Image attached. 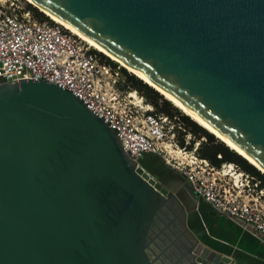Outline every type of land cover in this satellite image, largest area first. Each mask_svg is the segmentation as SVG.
I'll list each match as a JSON object with an SVG mask.
<instances>
[{"label": "water", "instance_id": "1", "mask_svg": "<svg viewBox=\"0 0 264 264\" xmlns=\"http://www.w3.org/2000/svg\"><path fill=\"white\" fill-rule=\"evenodd\" d=\"M30 1L264 173V0ZM145 157L56 85L1 82L0 264H239L193 232L192 187Z\"/></svg>", "mask_w": 264, "mask_h": 264}, {"label": "built area", "instance_id": "2", "mask_svg": "<svg viewBox=\"0 0 264 264\" xmlns=\"http://www.w3.org/2000/svg\"><path fill=\"white\" fill-rule=\"evenodd\" d=\"M118 76L100 53L59 24L33 18L16 0H0V83L44 80L70 93L115 131L124 151L137 160L146 155L164 159L199 200L221 215L251 226L264 240V206L257 202L264 187L235 164L223 163L219 171L199 158L196 149L188 151L172 144L166 130L172 119L153 113L142 98L137 104L126 102L114 89ZM228 173L240 178L241 190L220 183V177ZM251 186L255 198L244 194Z\"/></svg>", "mask_w": 264, "mask_h": 264}, {"label": "rangeland", "instance_id": "3", "mask_svg": "<svg viewBox=\"0 0 264 264\" xmlns=\"http://www.w3.org/2000/svg\"><path fill=\"white\" fill-rule=\"evenodd\" d=\"M17 3L19 5H21L23 8H25L26 10H29L31 12V14L33 15V18L35 19H40L41 17L37 14L39 13V11L34 8L32 5L30 6L29 3H27L25 0H16ZM34 9V10H33ZM41 13V12H40ZM44 15V14H43ZM45 18L49 19L48 17H46L44 15ZM98 52V51H97ZM100 53V52H98ZM101 54V53H100ZM103 55V54H101ZM106 57V56H105ZM108 60H110L108 58ZM112 61V60H110ZM115 65H111L112 69H115L116 71L119 72V76L116 79L115 85H114V89L117 93H119L123 98L126 99V102L130 101L133 102L134 104H137L138 101L142 98V103L144 105H149L152 109V112L155 114H158L157 111L147 102H145V100L143 99V97H141L138 94V87L139 84H141L140 82H136L135 85L133 84H126V79L125 77L122 75L121 76V69L122 68L119 64H117L116 62H113ZM125 70V69H124ZM126 71V70H125ZM128 74H130L128 71H126ZM180 111V110H179ZM181 112V111H180ZM182 113V112H181ZM183 114V113H182ZM166 130H168V138L171 140L172 144L177 145L178 147H185L186 150L188 151H193L194 149H198V147L200 146V144L204 141V138H197L195 136H193L192 134L188 133V131L186 129L183 128V126L180 125V121L177 118H173L172 120H170V123H168L166 125ZM183 141V146L180 145V142ZM172 154V152H171ZM195 154H197V152H195ZM197 156V155H196ZM150 157L152 156H147L145 157L146 160L142 159L144 163H146L147 169L153 174L151 175L153 178H155L156 180L159 179H164L165 180V175L168 176H174V172L168 167L166 166L163 167L160 160L158 157H155L157 159H159V161H156L155 158L153 157L152 160L150 161ZM167 159L169 158L168 155L166 156ZM149 161L151 163H149ZM164 163V159L162 160ZM149 164V165H148ZM226 164V163H225ZM152 165L154 167V169L152 170V168L150 169L148 166ZM165 165V163H164ZM227 167L223 168L224 172H227ZM222 168L219 169V171H221ZM221 184L224 185L225 187H234L236 188V190H241V181L239 180L240 178H235V175H231L230 173L227 174V176H221ZM243 181V180H242ZM244 182V181H243ZM252 184V181L250 182ZM236 185V186H234ZM253 186H251L250 191L245 190L244 194L246 196H252V198L256 197V193L252 190ZM247 189V188H246ZM257 191L260 189H256ZM243 195V193H242ZM258 203H260L262 206H264V195L263 197H261L260 199H258L257 201ZM198 212L197 214H195L191 220L192 224H191V228L193 230V232L197 235V237L202 240L203 242H205L208 245H211L215 248H219V249H224L222 246H220V244L216 243V240L214 238H212L211 234H209L207 231V225L205 224V221H203L201 219V217L199 216ZM228 252V250H226Z\"/></svg>", "mask_w": 264, "mask_h": 264}, {"label": "trees", "instance_id": "4", "mask_svg": "<svg viewBox=\"0 0 264 264\" xmlns=\"http://www.w3.org/2000/svg\"><path fill=\"white\" fill-rule=\"evenodd\" d=\"M37 14L41 17L40 20L45 19L42 13L39 12ZM100 56L107 64L115 65L104 55L100 54ZM121 71V76L123 75L125 77L126 84L135 85L136 82L141 83L138 87V94L143 97L145 102L150 104L157 111L158 114L167 116L169 119L177 118L180 121V125L183 126V128L186 129L188 133L192 134L197 138L205 139L204 143L202 142L196 151L199 158L207 160L211 166L217 169L220 168L223 163L235 164L239 167L242 172L248 174L250 177L258 181L260 188L264 187V175L261 174L256 168H254L251 164H249L246 160H244L234 151L226 147V145H224L212 134H210L208 131H206L193 120H191L188 116L182 114L168 100L163 98L162 95L154 91V89L144 84L134 75L128 74L124 69H121ZM180 145L183 146V141L180 142ZM218 156H220V158H218ZM162 166L166 168V165L162 164ZM164 177L168 178L170 176L165 175Z\"/></svg>", "mask_w": 264, "mask_h": 264}, {"label": "crops", "instance_id": "5", "mask_svg": "<svg viewBox=\"0 0 264 264\" xmlns=\"http://www.w3.org/2000/svg\"><path fill=\"white\" fill-rule=\"evenodd\" d=\"M199 216L216 243L228 250L239 264H264V240L251 226L221 215L207 203Z\"/></svg>", "mask_w": 264, "mask_h": 264}, {"label": "bare ground", "instance_id": "6", "mask_svg": "<svg viewBox=\"0 0 264 264\" xmlns=\"http://www.w3.org/2000/svg\"><path fill=\"white\" fill-rule=\"evenodd\" d=\"M27 3H29L30 5H32L34 8H36L39 12H41L42 14H44L46 17H48L50 20H52L53 22L59 24L60 26H62L64 29L68 30L69 32H71L72 34L76 35L79 39H81L82 41H84L86 44H88L92 49L100 52L101 54H103L104 56H106L107 58H109L110 60H112L113 62H116L117 64H119L122 68H124L126 71H128L130 74L134 75L137 79H139L140 81H142L144 84H146L147 86L151 87L152 89H154V91L158 92L160 95L163 96V98H165L166 100H168L174 107H176L178 110H180L184 115L188 116L191 120H193L195 123H197L199 126H201L203 129H205L206 131H208L206 128H204L201 124H199L195 119H193L190 115H188L185 111H183L179 106H177L174 102H172L169 98H167L164 94H162L158 89H156L154 86H152L151 84H149L147 81H145L143 78H141L139 75H137L136 73H134L132 70H130L128 67H126L125 65H123L122 63H120L118 60H116L115 58H113L112 56H110L108 53H106L105 51H103L102 49H100L98 46H96L95 44H93L92 42H90L88 39H86L85 37H83L82 35H80L78 32H76L75 30H73L72 28H70L68 25H66L65 23L61 22L60 20L56 19L55 17H53L52 15L48 14L47 12H45L44 10H42L40 7H38L37 5H35L33 2H31L30 0H25ZM209 132V131H208ZM210 134H212L211 132H209ZM213 135V134H212ZM214 136V135H213ZM215 138H217L216 136H214ZM218 139V138H217ZM219 140V139H218ZM220 142H222L221 140H219ZM223 143V142H222ZM224 145H226L225 143H223ZM226 147H228L226 145ZM230 150H232L230 147H228ZM234 151V150H232ZM235 152V151H234ZM236 153V152H235ZM238 154V153H236ZM239 155V154H238ZM240 157H242L241 155H239ZM243 158V157H242ZM244 160H246L245 158H243ZM249 164H251L254 168H256L261 174L264 175V173H262L257 167H255L252 163H250L248 160H246Z\"/></svg>", "mask_w": 264, "mask_h": 264}, {"label": "flooded vegetation", "instance_id": "7", "mask_svg": "<svg viewBox=\"0 0 264 264\" xmlns=\"http://www.w3.org/2000/svg\"><path fill=\"white\" fill-rule=\"evenodd\" d=\"M148 156H150V155H148ZM153 157L155 158L156 156H152V157H150V161L152 160ZM158 158H159V157H158ZM159 159H160V158H159ZM159 159L155 158L156 161H159ZM150 161H149V163H151ZM160 162H161V164H163V162H162L161 160H160ZM148 165H149V164H148ZM148 167H149L150 169L152 168V170L154 169V167H153L152 165H150V166H148Z\"/></svg>", "mask_w": 264, "mask_h": 264}]
</instances>
